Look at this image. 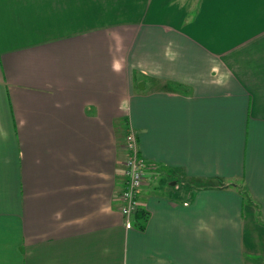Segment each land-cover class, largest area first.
Returning a JSON list of instances; mask_svg holds the SVG:
<instances>
[{
  "label": "crops",
  "instance_id": "crops-1",
  "mask_svg": "<svg viewBox=\"0 0 264 264\" xmlns=\"http://www.w3.org/2000/svg\"><path fill=\"white\" fill-rule=\"evenodd\" d=\"M0 264H264V0H0Z\"/></svg>",
  "mask_w": 264,
  "mask_h": 264
},
{
  "label": "built area",
  "instance_id": "built-area-1",
  "mask_svg": "<svg viewBox=\"0 0 264 264\" xmlns=\"http://www.w3.org/2000/svg\"><path fill=\"white\" fill-rule=\"evenodd\" d=\"M128 158L125 161L124 175L125 187L121 193L123 205L121 214L127 219V226L131 227L130 217L139 209L138 197L145 180L146 164L139 154L137 137L128 132L127 137Z\"/></svg>",
  "mask_w": 264,
  "mask_h": 264
},
{
  "label": "rangeland",
  "instance_id": "rangeland-1",
  "mask_svg": "<svg viewBox=\"0 0 264 264\" xmlns=\"http://www.w3.org/2000/svg\"><path fill=\"white\" fill-rule=\"evenodd\" d=\"M123 135L125 136V137L123 136V137H124V138H123V141L125 142V141L127 140L128 134H123ZM127 158H128V157H127Z\"/></svg>",
  "mask_w": 264,
  "mask_h": 264
},
{
  "label": "trees",
  "instance_id": "trees-1",
  "mask_svg": "<svg viewBox=\"0 0 264 264\" xmlns=\"http://www.w3.org/2000/svg\"><path fill=\"white\" fill-rule=\"evenodd\" d=\"M243 195H244L245 197H248V196H247V193H244V192H243Z\"/></svg>",
  "mask_w": 264,
  "mask_h": 264
}]
</instances>
